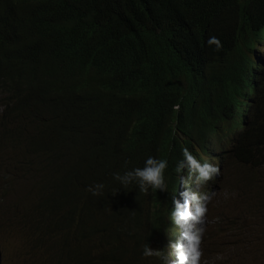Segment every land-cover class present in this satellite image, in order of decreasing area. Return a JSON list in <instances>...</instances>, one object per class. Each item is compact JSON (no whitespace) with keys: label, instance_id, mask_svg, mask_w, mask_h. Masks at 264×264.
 <instances>
[{"label":"trees","instance_id":"1","mask_svg":"<svg viewBox=\"0 0 264 264\" xmlns=\"http://www.w3.org/2000/svg\"><path fill=\"white\" fill-rule=\"evenodd\" d=\"M263 27L264 0H0V162L27 181L9 222L38 264H150L154 256L124 250L129 212L147 194L127 173L167 160L173 186L182 149L215 132L244 95L256 108L224 193L257 230L237 245L238 264H264ZM179 31L194 41L176 56L167 42ZM197 59L205 71L191 78ZM97 183L101 195L89 191ZM155 218L147 232L165 242L170 210Z\"/></svg>","mask_w":264,"mask_h":264},{"label":"clouds","instance_id":"2","mask_svg":"<svg viewBox=\"0 0 264 264\" xmlns=\"http://www.w3.org/2000/svg\"><path fill=\"white\" fill-rule=\"evenodd\" d=\"M140 20L141 17L136 21ZM148 21L151 26H155L156 17L151 15ZM260 32L264 37V27ZM193 41L192 33L179 31L169 37L167 49L180 56L182 51L191 52L193 46L188 42ZM207 42L209 45L214 44L217 49L222 47V42L217 36L209 37ZM262 44L263 46L256 49L259 55L264 54V41ZM206 64L207 61L202 59L189 63L190 77L202 75ZM252 99L253 96L250 95L239 97L238 105L235 104L230 116L225 115L226 119L218 122L215 132L203 135L193 148L182 149L175 169L173 186L165 183L164 172L168 167L167 160L148 157L143 168L137 167L127 173L139 177L142 183H145L141 191L145 190L147 193L142 196L140 209L129 212L130 231L127 244L131 248L124 250L129 251L130 255L137 260L143 256H154L149 260L150 264H167L166 259L170 255L168 249L164 247L166 241L157 242L156 237L147 232V227L157 215L169 209L170 220L174 225V230L171 231L175 232V236H171L173 249H170L172 257L168 264H199L202 255L200 243L204 229H198V226L213 203L215 187L219 181L224 182L227 168L234 159L242 136L250 128L256 108L253 107ZM115 179H120L119 173L115 174ZM204 186L206 192L201 194ZM101 188H105V185L97 183L95 186H90L89 191L93 195H101L102 193L97 191ZM185 242H188L187 245ZM157 245L160 247L157 248ZM162 257L164 259L161 261Z\"/></svg>","mask_w":264,"mask_h":264},{"label":"rangeland","instance_id":"3","mask_svg":"<svg viewBox=\"0 0 264 264\" xmlns=\"http://www.w3.org/2000/svg\"><path fill=\"white\" fill-rule=\"evenodd\" d=\"M1 156V154H0ZM3 162V160H0ZM0 162V193L9 197L8 200L0 204V264H38V255L35 253V247L31 250L26 247V239L20 226L10 221L13 217L12 207L17 202V195L21 190L15 191L19 184H23L27 188V181L20 179H11L5 173L8 172L5 164L1 165ZM237 175L242 173L241 168L235 172ZM235 177H232L233 181ZM225 182L219 181L215 187V194L213 203L211 204L208 212L200 221L198 229H204L202 240L200 243L201 257L199 264H238V247L243 238L254 237L257 235V230L254 227L247 226L249 218L242 216V209H237L236 199H231L232 195L224 193ZM231 188H229V192ZM5 204L8 208L4 209ZM218 204H220L218 209ZM214 211L212 213V208ZM220 210V211H218ZM3 211L5 214L1 217ZM215 214V215H214ZM246 232L242 234L243 229ZM2 232V233H1ZM175 232L168 231L166 247L169 251L170 257L166 259L167 264L172 257V237ZM188 242H185L187 245ZM248 259L252 257V245H249ZM45 256H49L48 252H44ZM161 261L164 257L160 258ZM173 259V258H172ZM52 260H47L46 264H51ZM43 262V260H42Z\"/></svg>","mask_w":264,"mask_h":264},{"label":"bare ground","instance_id":"4","mask_svg":"<svg viewBox=\"0 0 264 264\" xmlns=\"http://www.w3.org/2000/svg\"><path fill=\"white\" fill-rule=\"evenodd\" d=\"M205 189H206V187L204 186L203 189H202V191H201V194L204 193V192H206Z\"/></svg>","mask_w":264,"mask_h":264}]
</instances>
